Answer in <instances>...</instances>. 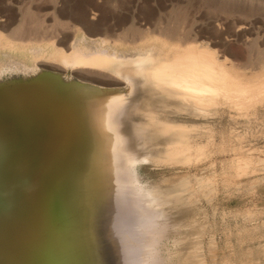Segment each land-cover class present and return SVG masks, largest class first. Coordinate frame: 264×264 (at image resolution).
Here are the masks:
<instances>
[{
  "label": "bare ground",
  "instance_id": "1",
  "mask_svg": "<svg viewBox=\"0 0 264 264\" xmlns=\"http://www.w3.org/2000/svg\"><path fill=\"white\" fill-rule=\"evenodd\" d=\"M231 1L229 0V2ZM229 2L227 0V3ZM110 3L109 5H111ZM118 3L121 2L118 1ZM130 3L131 1L122 4ZM176 3L175 5H177ZM216 3L218 5L219 1ZM227 3H225V7ZM231 3L230 6H234ZM191 4L194 5L193 1L190 2V7ZM96 5L98 6V4ZM186 5V13H189L188 4ZM201 5V9L204 8L203 4ZM237 5L236 7H238ZM120 6L117 7L120 8ZM173 6L172 4V8ZM125 7L128 9V5ZM141 7L139 8L141 9ZM205 7L207 8L208 5ZM229 7H226L227 11ZM236 7L235 9H238ZM254 7L256 6L252 7L253 11L258 9ZM123 8L121 9L123 10ZM249 8L252 12L251 7ZM261 8L256 12H261ZM143 9L145 8L141 10ZM161 9L166 12L165 8ZM108 11L110 12V10ZM151 11V16L148 15L150 18L146 19L145 23L139 21L140 18L136 16L138 14H134L135 16L131 14L130 20H127L128 16H122L120 21L117 19L120 25L117 21L113 25L106 23L104 27L101 26L94 34L92 33L97 37L93 39V47H89V50L74 41L71 52L57 48L48 52L46 49L53 46L59 37L55 31H53L55 36L51 31H48L50 33L48 37L45 35L47 38L41 36L43 40L44 38L47 40L46 44L35 45L36 42H32V40L38 36H33L31 33L21 34L22 25L17 24L18 26L13 31L10 29L12 32L9 34L0 31V51L30 50L35 58H44L49 66L52 64L55 69H59V72L64 69L66 71V68L78 69L83 78H85L83 76L85 74L92 78L91 81H103L102 83L106 82L112 86L126 84L123 88L106 90V94L113 99L110 101H114L113 105L115 104L116 109L110 110L105 121L101 123H99V115H96L88 133L85 134V140L91 143L97 152L99 150L100 152L106 151L112 147L117 152L139 153L142 151L141 147L133 150L121 147L133 144L147 133L153 132V137L157 139L164 136L165 133L178 134L196 128L176 122V118V121L174 120L176 116L207 119L213 115H223L228 111L231 115L235 113L248 117L259 107L264 106V40L261 37L248 38L251 35L250 32L257 29L262 31V27H253L256 29L247 33L245 30L249 31V26L247 28L231 21L233 18L231 19L229 16V19L226 16L229 13L224 15L226 18L224 17L222 26L217 25L220 28L214 26V22L210 21L206 24L202 22V25H199L200 19L193 18L191 23V20H188L191 16L181 15V13L177 15L178 12L171 14L170 17L167 16L168 19L162 13H159L155 18L153 10ZM213 11L215 12V10ZM250 11L244 9V13L241 14L253 15ZM203 14H200L202 19ZM96 15L97 13H94L90 19L94 20ZM119 15L120 13L117 15L118 18ZM251 15L247 16L248 19L251 18ZM163 16L165 20L167 19L166 21L163 20ZM209 16L211 15L209 14ZM212 16L216 17L214 14ZM172 19L174 21H171ZM52 20H54L53 25L55 23L59 25L60 19L57 16ZM240 20L239 22L244 21ZM258 22L261 21L257 20ZM60 24L63 22L61 21ZM37 31L34 30L33 33L38 34ZM211 31L214 32L213 35L209 34ZM238 32L243 33L244 41L242 43L248 49L246 50L248 57L242 62L231 60L227 56V52L217 48L218 44L223 47L221 44L224 43L223 35H226L227 39L234 40L239 34ZM58 34L61 35L62 32ZM21 35L27 36V40L25 37L24 40ZM208 35L210 37L216 35V38L213 37L214 40L208 42L201 41V38H207ZM60 43L62 42L60 41ZM227 43L229 44V42ZM240 45L242 46V44ZM90 46L92 45L90 44ZM231 46L233 45L231 44ZM225 47L227 46H224L223 50L226 49ZM243 50L245 51V49ZM232 57L235 58V55ZM239 58L237 59L239 60ZM45 62L43 63L45 64ZM64 82L66 81L55 72V74L42 73L39 78L29 82L14 81L0 84V264H125L128 259L127 248L118 240L109 239L101 225L96 224L102 216L113 211L109 191L110 183L100 182L102 180L100 178L98 181H94L89 174L75 178L72 174L63 172L56 158L44 151L38 152L40 142L32 136L36 132L38 124L44 119L49 118V121H52L59 119L63 114L70 115L74 112L73 106L70 104L73 95L63 106V109L54 96L56 91H54V87L58 88ZM116 116L129 118V120L126 122L113 121ZM152 118L153 122L142 123L143 120H152ZM50 128H52L51 122L47 131H50ZM104 130L107 131L105 134ZM74 134L72 133V135ZM103 138L109 142L104 144ZM177 149L172 146L166 152L172 154ZM153 150L159 151L154 147ZM180 151L182 150H178V152ZM94 163L92 164L94 165ZM256 164L255 159H250L247 163L235 164V167L240 169L238 171L247 173L246 171L252 166L258 167ZM236 168L235 171H237ZM120 170L121 167L117 168L115 172L123 174ZM159 224L158 226H161Z\"/></svg>",
  "mask_w": 264,
  "mask_h": 264
},
{
  "label": "rangeland",
  "instance_id": "2",
  "mask_svg": "<svg viewBox=\"0 0 264 264\" xmlns=\"http://www.w3.org/2000/svg\"><path fill=\"white\" fill-rule=\"evenodd\" d=\"M116 1L0 0V31L9 34L16 26L21 24L22 32L25 31L21 34L31 33L33 36H38L34 38L35 40L41 39L36 41L33 39L32 42H36L35 45L46 44L47 40L45 38L50 34L48 31H51L53 35V31H55L60 39L58 37L57 42L53 46H49L46 51L49 52V50L52 51L57 48L65 52H71L74 41L89 50V47H93V39L97 37L93 34L101 26L104 27L106 23L116 24L118 20L122 19V16H128L129 19L127 20H130L131 14H138L136 16L140 18L139 21L145 23V20L150 18L148 15L151 16V10H153V17L155 18L158 17L159 13H162L168 19L167 16L170 17L171 14L178 12L177 15L181 13V15L191 16L187 17L189 21L191 20V23L194 19H200L201 22L198 21L199 25H202V22L206 24L210 21L214 22L213 25L216 27L222 26L226 16H228L227 18L230 16L231 19L233 18L231 21L242 24L247 28L249 26V31L245 30L247 33L262 27V31L257 29L256 32H250L252 36L250 35L248 38L261 37L264 40V9H262L264 8V0H244V2L243 0H232L233 3L229 0V3H227V0L224 2L223 0L222 2L221 0H160V3L159 0H154L157 1L155 3L153 0H129L128 2L131 1L132 4H122L124 2L128 3L127 0H118L121 2L120 4ZM192 1L194 5L191 4L190 7ZM217 1H219L218 5L221 6L217 5ZM225 3H227L226 7H229L230 3L234 5L230 6L229 9L231 7L235 9L238 3V7H236L238 9H235L237 11L235 12L232 8L227 11ZM172 4L176 10L172 8ZM186 4H188L189 13H186ZM198 4L200 7H198ZM201 4L204 7L202 9ZM209 4H212V6ZM125 5H128V9ZM204 5H208V7L206 8ZM254 5L256 6L254 8L260 9L262 7L261 12H256L260 11L258 9L253 11L252 7ZM117 6H120V8ZM155 6L158 7V10ZM139 7L141 9L145 8L146 11L145 9L141 10ZM249 7H251L252 12ZM161 8H165L166 12ZM190 8H195L202 13ZM203 9L207 10L203 11ZM242 9L249 10L253 15L248 13V15H242L241 13H244ZM117 10L118 14L120 13V19L117 16ZM171 11L172 13H170ZM94 13H97V15L100 13V15H96L94 20L90 19L91 16H94ZM200 14H203V19ZM213 14L217 18L212 16ZM225 14L228 15L224 16ZM255 14L257 15L255 16ZM249 15H251V20L248 19ZM55 16L60 19L59 25L52 24L54 21L52 19ZM220 18L222 19L220 20ZM240 19L244 21L239 22ZM163 20L166 21L164 16ZM257 20L261 22H258V24ZM61 21L63 24H60ZM171 21H174V19ZM3 27L8 31L4 29L5 32ZM32 28H36L34 29L35 32L39 29L37 32L40 35L33 33ZM61 32L64 37L58 34ZM261 32L262 34H260ZM211 33L213 35L214 32L211 31L209 34ZM238 33L236 36L238 40H236V37L234 40L227 39V36L223 35V42L226 41L229 44L221 43L223 47L218 44L217 48L227 52V56L231 60L242 62L248 57V54L246 55L248 49L242 43L244 41L243 33ZM91 34L92 36H90ZM41 36L45 37L44 40ZM21 37L24 39L27 36L21 35ZM213 37L216 38V35ZM213 37L208 35L207 38H201V41L208 42ZM224 46H227L225 50H223ZM233 47L234 50H232ZM239 47L245 49V51L243 49L240 51L241 48ZM229 48H231V52ZM241 52L243 53L239 55ZM234 55L235 58L232 57ZM44 60V58H35L30 50L0 51V64H4L3 66L0 65V84L14 81L29 82L39 78L42 73L55 74V72L66 81L58 88L54 87V91L56 90L54 96H56L63 109V106L73 95L70 104L73 106L74 112L70 115L63 114L59 119L52 121H49V118L44 119L38 124L36 132L32 136L40 142L38 152L44 151L56 158L63 172L70 173L75 178L89 174L94 181H98L100 178L102 179L100 182L110 183L109 191L113 211L102 216L96 224L101 225L109 239L118 240L127 248L128 259L125 264H264V106L259 107L256 112L248 117L239 116L235 113L231 115L228 111L224 112L223 115H213L214 117L211 116L207 119L176 116L174 117V120L175 118L177 120H175L176 122L185 123L196 128L178 134L165 133L164 136L157 139L153 137V132L147 133L138 138L133 144L121 147L128 150L141 147L142 151L139 153L117 152L112 147L105 148L106 151L100 152L99 150L97 152L93 145L85 140V134L88 133L96 115H99V123H101L105 121L104 119L110 110L116 109L115 104L113 105L114 101H110L113 99L106 94V90L123 88L126 84L112 86L106 84V82L102 83L103 81H91L92 78L85 74H83L85 77L83 78L78 69H72V71L71 68H66V71L64 69V71L60 70L59 72V69H55L50 63L49 66ZM179 118L181 119L179 120ZM120 120L126 122L129 118L119 116L113 118V121L116 122ZM50 122L52 128L55 129L54 131L52 128L47 131ZM151 122H153V118L152 120L145 119L142 123ZM38 127H40L39 130ZM105 132L107 131L104 130V134ZM72 133L75 134L72 135ZM107 142L109 141L103 138V143ZM172 146L178 149L172 154L166 152ZM153 147L159 151L153 150ZM178 150L182 151L178 152ZM250 159H255L258 167L252 166L251 169L246 171L247 173L238 171L240 169L235 167V164H244ZM257 159L259 162H257ZM119 167H121L120 172L123 174L115 172ZM235 168L237 171H235ZM158 224L161 226H158Z\"/></svg>",
  "mask_w": 264,
  "mask_h": 264
}]
</instances>
